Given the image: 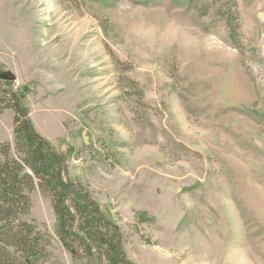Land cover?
I'll return each instance as SVG.
<instances>
[{
  "label": "rangeland",
  "instance_id": "rangeland-1",
  "mask_svg": "<svg viewBox=\"0 0 264 264\" xmlns=\"http://www.w3.org/2000/svg\"><path fill=\"white\" fill-rule=\"evenodd\" d=\"M84 2L0 0V65L35 130L135 264H264V0H235L233 39L220 0ZM29 195L26 219L72 264Z\"/></svg>",
  "mask_w": 264,
  "mask_h": 264
},
{
  "label": "trees",
  "instance_id": "trees-1",
  "mask_svg": "<svg viewBox=\"0 0 264 264\" xmlns=\"http://www.w3.org/2000/svg\"><path fill=\"white\" fill-rule=\"evenodd\" d=\"M70 1L76 8L85 3ZM220 1L233 39L229 16L235 0ZM105 21L99 19V25L107 33ZM7 73L0 65V109L14 111L13 144H0V264H60L51 259L48 232L26 219L32 205L29 194L35 189L49 200L54 233L71 254L72 264H135L124 250L119 226L84 184L68 176L66 155L35 130L24 94L13 89V81L1 78Z\"/></svg>",
  "mask_w": 264,
  "mask_h": 264
},
{
  "label": "water",
  "instance_id": "water-1",
  "mask_svg": "<svg viewBox=\"0 0 264 264\" xmlns=\"http://www.w3.org/2000/svg\"><path fill=\"white\" fill-rule=\"evenodd\" d=\"M2 79L13 81L15 79V76L12 73H7L4 75H1ZM66 166V164H65Z\"/></svg>",
  "mask_w": 264,
  "mask_h": 264
}]
</instances>
